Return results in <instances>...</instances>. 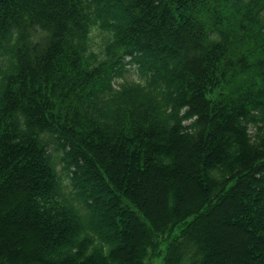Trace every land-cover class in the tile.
<instances>
[{"label": "trees", "instance_id": "1", "mask_svg": "<svg viewBox=\"0 0 264 264\" xmlns=\"http://www.w3.org/2000/svg\"><path fill=\"white\" fill-rule=\"evenodd\" d=\"M263 13L0 0V264H215L206 229L229 207L264 264Z\"/></svg>", "mask_w": 264, "mask_h": 264}, {"label": "rangeland", "instance_id": "2", "mask_svg": "<svg viewBox=\"0 0 264 264\" xmlns=\"http://www.w3.org/2000/svg\"><path fill=\"white\" fill-rule=\"evenodd\" d=\"M264 15V13H263ZM124 77L129 80H135L136 79V73L133 67H129L128 71L124 74ZM118 81V80H117ZM114 85H116V82H114ZM48 147L51 150L52 145L49 142ZM60 150L52 152V155H59ZM186 157L190 158L191 153L186 152ZM56 169L58 170L59 174L62 176V183L66 184L67 180L62 175V173L59 171L60 164L57 163ZM191 171V170H190ZM187 174H191V172H186L184 176H177L176 178H173V183L179 186V192H193L194 194L197 193L195 188V183L191 182L186 179ZM177 181V183H175ZM168 181H165L166 187L170 188L167 184ZM150 186H152L151 190H145V192L142 190L143 195L146 197V204L148 207V210H151L152 214L154 213H160L162 211L161 208V194L159 190V185H161V179L158 180H151ZM145 189V188H144ZM178 193V192H177ZM232 205V204H230ZM232 207H229L228 210H224V212L217 217V220L212 225H208V228L206 229L209 233V237L211 238V247L212 252L214 255V262L215 264H250L247 262V255L245 254V240L246 235L240 230V228H234V226L227 224V221L225 218V215L231 210ZM177 231V228L174 229L172 235ZM246 238V239H245ZM129 240H127L126 243H128ZM161 248H163V244L161 245ZM159 259H156L152 261L150 264H158Z\"/></svg>", "mask_w": 264, "mask_h": 264}]
</instances>
